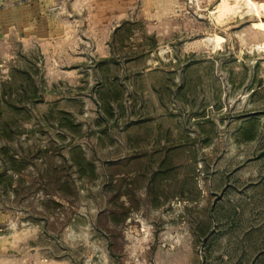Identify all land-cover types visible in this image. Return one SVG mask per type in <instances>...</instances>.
<instances>
[{
	"label": "rangeland",
	"instance_id": "rangeland-1",
	"mask_svg": "<svg viewBox=\"0 0 264 264\" xmlns=\"http://www.w3.org/2000/svg\"><path fill=\"white\" fill-rule=\"evenodd\" d=\"M13 2L0 264H264V0Z\"/></svg>",
	"mask_w": 264,
	"mask_h": 264
},
{
	"label": "crops",
	"instance_id": "crops-1",
	"mask_svg": "<svg viewBox=\"0 0 264 264\" xmlns=\"http://www.w3.org/2000/svg\"><path fill=\"white\" fill-rule=\"evenodd\" d=\"M51 2V0H35V1H18L14 0L11 5V10L16 11V16L13 17L12 23L20 26V35L23 38L31 35L41 36L45 39L55 38L57 35H63L65 25L63 22L56 21L50 17H43L39 21H33L32 11L34 9H43ZM34 8V9H33ZM33 9V10H32Z\"/></svg>",
	"mask_w": 264,
	"mask_h": 264
},
{
	"label": "bare ground",
	"instance_id": "bare-ground-1",
	"mask_svg": "<svg viewBox=\"0 0 264 264\" xmlns=\"http://www.w3.org/2000/svg\"><path fill=\"white\" fill-rule=\"evenodd\" d=\"M215 38H216L217 41L220 40V38H218L217 36H215Z\"/></svg>",
	"mask_w": 264,
	"mask_h": 264
}]
</instances>
